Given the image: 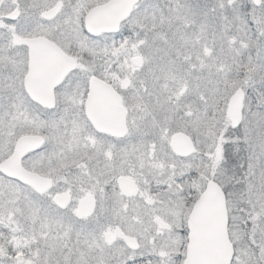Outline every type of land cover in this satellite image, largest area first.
Here are the masks:
<instances>
[{"label": "snow or ice", "instance_id": "snow-or-ice-1", "mask_svg": "<svg viewBox=\"0 0 264 264\" xmlns=\"http://www.w3.org/2000/svg\"><path fill=\"white\" fill-rule=\"evenodd\" d=\"M0 264H264V0H0Z\"/></svg>", "mask_w": 264, "mask_h": 264}]
</instances>
